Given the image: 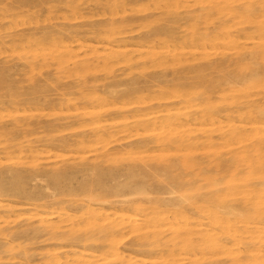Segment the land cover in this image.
Returning a JSON list of instances; mask_svg holds the SVG:
<instances>
[{"label": "rangeland", "instance_id": "rangeland-1", "mask_svg": "<svg viewBox=\"0 0 264 264\" xmlns=\"http://www.w3.org/2000/svg\"><path fill=\"white\" fill-rule=\"evenodd\" d=\"M263 209L264 0H0V264H264Z\"/></svg>", "mask_w": 264, "mask_h": 264}, {"label": "bare ground", "instance_id": "bare-ground-1", "mask_svg": "<svg viewBox=\"0 0 264 264\" xmlns=\"http://www.w3.org/2000/svg\"><path fill=\"white\" fill-rule=\"evenodd\" d=\"M103 45V44H102ZM248 125V124H247ZM260 125V124H259ZM207 170H209V169H207ZM212 170V169H211ZM210 171V170H209ZM213 171V170H212ZM211 172V171H210ZM219 176V175H218ZM211 177V176H210ZM216 177V176H215ZM205 180V179H204ZM252 192V191H251ZM261 192V191H260ZM252 196H254V195H252ZM253 200V199H252ZM253 202V201H252ZM251 202V203H252ZM260 202V201H259ZM255 205V204H254ZM256 206V205H255ZM259 206V205H258ZM264 210V209H263ZM262 212V211H261ZM263 215H264V213H263Z\"/></svg>", "mask_w": 264, "mask_h": 264}]
</instances>
